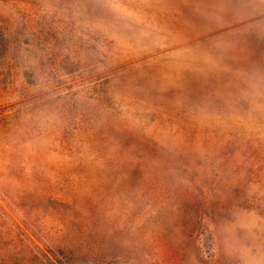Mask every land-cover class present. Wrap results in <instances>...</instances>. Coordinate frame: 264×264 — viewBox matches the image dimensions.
Returning <instances> with one entry per match:
<instances>
[{
    "label": "rangeland",
    "instance_id": "1",
    "mask_svg": "<svg viewBox=\"0 0 264 264\" xmlns=\"http://www.w3.org/2000/svg\"><path fill=\"white\" fill-rule=\"evenodd\" d=\"M0 264H264V0H0Z\"/></svg>",
    "mask_w": 264,
    "mask_h": 264
}]
</instances>
